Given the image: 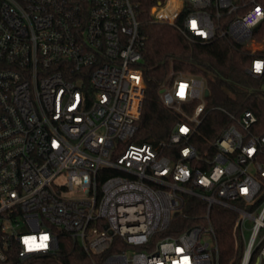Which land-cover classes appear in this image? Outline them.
<instances>
[{"label":"built area","instance_id":"2783aa9c","mask_svg":"<svg viewBox=\"0 0 264 264\" xmlns=\"http://www.w3.org/2000/svg\"><path fill=\"white\" fill-rule=\"evenodd\" d=\"M136 6L0 0V264L56 254L60 235L88 255L119 236L127 247L101 264H222L221 209L235 216L228 264H264L259 117L214 105L229 122L198 137L207 81L172 71L160 97L182 119L166 139L141 141L147 82ZM150 17L190 41L230 38L250 52L248 73L264 78L260 0H154Z\"/></svg>","mask_w":264,"mask_h":264},{"label":"trees","instance_id":"16d2710c","mask_svg":"<svg viewBox=\"0 0 264 264\" xmlns=\"http://www.w3.org/2000/svg\"><path fill=\"white\" fill-rule=\"evenodd\" d=\"M137 4L139 30L143 37L141 48L142 66L147 82L140 118L137 121V136L144 142L166 139L174 126L182 119L173 109L165 106L160 97L162 84L170 79L172 71L203 76L210 94L207 98L206 116L199 127L198 137L212 138L229 122L222 111L214 105L230 109H253L258 117V128L264 132V94L257 88L264 83L263 77L248 73L250 52L230 38L221 37L209 43L190 41L168 23L153 22L150 7L154 0H134ZM264 5V0H260ZM258 39L264 38V21L257 27ZM199 143V142H198ZM235 216L219 210L214 213L215 228L221 250L222 264H228L236 251L232 236ZM189 225H181L182 230ZM170 226L165 233L174 231ZM59 251L56 254L35 256L24 264H94L113 252L125 249L119 236L113 245L101 255H88L68 236L60 235Z\"/></svg>","mask_w":264,"mask_h":264},{"label":"snow or ice","instance_id":"6c2138e0","mask_svg":"<svg viewBox=\"0 0 264 264\" xmlns=\"http://www.w3.org/2000/svg\"><path fill=\"white\" fill-rule=\"evenodd\" d=\"M259 11V10H258ZM193 26L195 27V23L193 24ZM257 70L259 71L260 70V65L258 64L257 65ZM184 131H186V129H184ZM244 191H247L246 189L244 190ZM47 240V236H45V237H43L42 238V243H41V247H46V244L45 243H43V241H46Z\"/></svg>","mask_w":264,"mask_h":264},{"label":"rangeland","instance_id":"374dc122","mask_svg":"<svg viewBox=\"0 0 264 264\" xmlns=\"http://www.w3.org/2000/svg\"><path fill=\"white\" fill-rule=\"evenodd\" d=\"M261 44L264 45V42H262ZM261 44H258V43H257L255 46L257 47V46H260ZM246 236H247V237L249 236V231H246Z\"/></svg>","mask_w":264,"mask_h":264},{"label":"water","instance_id":"95a60500","mask_svg":"<svg viewBox=\"0 0 264 264\" xmlns=\"http://www.w3.org/2000/svg\"><path fill=\"white\" fill-rule=\"evenodd\" d=\"M208 92H209V90L207 89V90H206V95H208Z\"/></svg>","mask_w":264,"mask_h":264}]
</instances>
